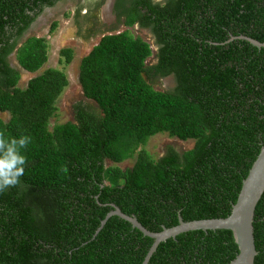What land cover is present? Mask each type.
Segmentation results:
<instances>
[{
    "label": "trees",
    "instance_id": "16d2710c",
    "mask_svg": "<svg viewBox=\"0 0 264 264\" xmlns=\"http://www.w3.org/2000/svg\"><path fill=\"white\" fill-rule=\"evenodd\" d=\"M58 1L0 0V135L9 144L30 137L16 146L24 175L0 193V264H141L153 241L117 216L100 228L112 205L153 233L179 217L226 218L264 146V48L227 43H264V0H116L117 22L154 36L152 65L148 43L103 23L105 0H77L74 26L87 32L76 35L108 33L79 64L82 94L100 115L79 104L73 121L50 129L66 76L40 72L44 37L19 43ZM59 54L71 62V50ZM169 76L174 89L156 91ZM158 134L194 144L155 159L145 147ZM253 237L254 264H264V193ZM237 253L230 231H192L160 243L148 264H228Z\"/></svg>",
    "mask_w": 264,
    "mask_h": 264
},
{
    "label": "rangeland",
    "instance_id": "374dc122",
    "mask_svg": "<svg viewBox=\"0 0 264 264\" xmlns=\"http://www.w3.org/2000/svg\"><path fill=\"white\" fill-rule=\"evenodd\" d=\"M162 1V0H156ZM70 3L68 1L62 2L58 7L56 6L54 9H51L50 13L47 11L44 21L39 18L38 21H35L29 31L28 34H25L23 40L29 37H44L47 44V52H48V61L40 70L44 71L47 68H54L63 72L67 79V86L62 91L59 96L55 107L56 113L55 116L50 120L49 128L51 129L53 126L58 124H64L66 122L73 121L74 118V107L81 104L82 106H88L93 111L100 115V111L97 108V105L84 98L81 87L78 82L79 75V64L81 59L88 54V52L97 44L102 35H98L95 39L84 42L76 35V32L86 33L85 29H75L74 26V15L70 11ZM54 10V11H52ZM108 17L106 20H109L110 25H116L113 33H120L124 31H128L129 35L134 38H140L142 41L149 44L151 49V56L147 59L146 63L150 64L152 60H154L153 56L155 54L156 45L154 44V40L152 35L148 29H141L137 25L132 27H125L123 24V20L121 22H117L116 19L113 18L112 14L110 15V11L108 13ZM39 21L41 22L39 24ZM55 24V28L51 30L52 25ZM85 28L88 27L84 26ZM84 30V31H83ZM28 35V36H27ZM69 49L72 51V59L69 64L65 63V58L60 56L61 49ZM13 66H15L14 58L10 59ZM17 68V67H16ZM18 72L23 76L20 79L19 86L23 87L25 85L24 73L22 70L17 68ZM21 76V77H22ZM175 87V80L172 76H169L164 79H160L156 81L154 84V89L156 91H172ZM3 118V115H0ZM194 141H186L182 142L176 138H170L166 134H158L151 138L146 144V150L153 156L155 159H159L163 157L168 148L174 149L178 153H183L187 150H190L193 147ZM106 167L112 166L108 161L105 163ZM134 159L124 161L118 166L122 169H129L133 166Z\"/></svg>",
    "mask_w": 264,
    "mask_h": 264
},
{
    "label": "water",
    "instance_id": "95a60500",
    "mask_svg": "<svg viewBox=\"0 0 264 264\" xmlns=\"http://www.w3.org/2000/svg\"><path fill=\"white\" fill-rule=\"evenodd\" d=\"M115 0H106L102 6V12L108 7L111 11ZM233 40H243L258 49L264 48V43L247 38L245 36L231 37L228 42ZM264 193V146L260 149L258 156L243 180L240 192L235 204L231 208L228 217L220 219H206L184 222L181 217L178 218V225L165 228L162 231L153 233L145 229L135 217L127 216L121 210L112 205V211L107 213L101 222L100 228L106 221L117 216L131 225L133 229L138 230L143 236L150 238L153 242L141 264H148L151 256L155 253L158 245L168 239H175L178 235L192 231H217L225 230L232 233L238 253L234 260L228 264H254L257 255L253 237V222L256 207ZM100 228L98 230H100Z\"/></svg>",
    "mask_w": 264,
    "mask_h": 264
},
{
    "label": "clouds",
    "instance_id": "9594fccd",
    "mask_svg": "<svg viewBox=\"0 0 264 264\" xmlns=\"http://www.w3.org/2000/svg\"><path fill=\"white\" fill-rule=\"evenodd\" d=\"M30 142V137L24 136L19 139H12L11 143H6L3 135H0V193L6 188L16 186L20 182V177L24 175L26 157L19 154L17 144L21 149Z\"/></svg>",
    "mask_w": 264,
    "mask_h": 264
},
{
    "label": "flooded vegetation",
    "instance_id": "af4514ba",
    "mask_svg": "<svg viewBox=\"0 0 264 264\" xmlns=\"http://www.w3.org/2000/svg\"><path fill=\"white\" fill-rule=\"evenodd\" d=\"M65 1H68L69 3H70V11L73 13V15H74V10H75V8H77L78 6H77V4H78V1L77 0H61V1H58L53 7H49V8H44L43 9V11H42V13L40 14V16H38V18L36 19V21H38L39 20V18H41V20L43 19V21H44V18H45V15H46V12L48 11L49 13H50V11H51V9H54L56 6L58 7V5H60L62 2H65ZM91 1H93V0H81L79 3H83V2H85L86 4H90V2ZM106 1V0H105ZM105 1H104V3H105ZM116 1V0H115ZM115 1H114V3H115ZM153 2L154 3H157V2H159V1H156V0H153ZM103 3V4H104ZM103 6V5H102ZM114 4H113V8H112V11H111V14H112V16H113V18L114 19H116L117 20V17H116V15L114 14ZM52 11H54V10H52ZM86 13V10L83 12V14H85ZM45 14V15H44ZM101 16H102V21H103V23L106 25V27H109V28H111V27H114V28H116L115 26L116 25H110L109 24V20H106L105 18H104V14H103V12H102V9H101ZM44 17V18H43ZM41 22L39 21V24H40ZM135 25H137V24H135ZM134 25V26H135ZM138 26V25H137ZM139 27V26H138ZM140 28V27H139ZM29 31V30H28ZM28 31L25 33V34H28ZM25 34H24V36H25ZM105 34H108V33H104V34H102V35H105ZM152 35V34H151ZM23 36V37H24ZM28 36V35H27ZM23 37H22V39L20 40V43L19 44H21V43H23L25 40H27V38H25V40H23ZM152 38H153V40H154V44H155V39H154V36L152 35ZM95 39V38H94ZM91 41V40H90ZM157 52H158V48H157V46H156V50H155V54H154V56H153V58H154V60H152V62L150 63V65H152V64H156V62H157V58H156V54H157ZM12 58H14V54H12L11 55V58L10 59H12ZM15 59V58H14ZM10 63H11V60H10ZM11 66H13L12 65V63H11Z\"/></svg>",
    "mask_w": 264,
    "mask_h": 264
},
{
    "label": "bare ground",
    "instance_id": "6f19581e",
    "mask_svg": "<svg viewBox=\"0 0 264 264\" xmlns=\"http://www.w3.org/2000/svg\"><path fill=\"white\" fill-rule=\"evenodd\" d=\"M104 11H105V12H104V18H105V19L109 18V17H108V13H109V11H110L109 8L107 7ZM109 20H110V19H109Z\"/></svg>",
    "mask_w": 264,
    "mask_h": 264
}]
</instances>
